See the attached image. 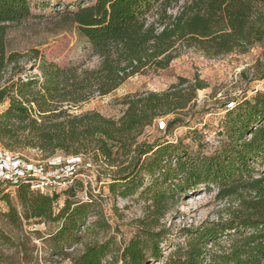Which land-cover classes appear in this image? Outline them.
I'll list each match as a JSON object with an SVG mask.
<instances>
[{
    "label": "trees",
    "instance_id": "obj_1",
    "mask_svg": "<svg viewBox=\"0 0 264 264\" xmlns=\"http://www.w3.org/2000/svg\"><path fill=\"white\" fill-rule=\"evenodd\" d=\"M65 16L98 58L96 68H60L43 61L37 50L7 54V28L32 18V13L29 0H0V82L8 67L16 68L23 57L39 61L41 73L38 90V79L0 85V104L9 101L0 113L2 147L20 139L26 147L47 155L60 151L81 158L90 154L93 162L118 168L109 188L114 192L121 186V197L142 187L137 175L149 177L151 184L142 193L150 194L148 219L140 222L139 234L122 248L121 264L161 261L168 231L159 228V220L174 198L213 191V200L224 206L218 221L185 229L184 249L177 248L162 264H264V92L232 109L223 106L221 143L208 155L182 149L181 143L137 140L160 118L172 116L164 123L166 134L183 122L182 111L205 86L196 76L191 81L179 78L164 92L127 95L122 101L126 109L117 120L95 111L71 115L62 109L77 107L95 94L106 96L147 67L166 69L180 46L213 58L245 53L264 43V0H92ZM16 198L22 213L5 197L6 216L13 223L21 219L60 223L50 236L53 251L59 252L62 243L74 240L91 206L66 201L55 213L58 191L40 194L25 184L16 188ZM231 232L234 239L225 252L207 249ZM108 246H87L70 260L101 264Z\"/></svg>",
    "mask_w": 264,
    "mask_h": 264
},
{
    "label": "rangeland",
    "instance_id": "obj_2",
    "mask_svg": "<svg viewBox=\"0 0 264 264\" xmlns=\"http://www.w3.org/2000/svg\"><path fill=\"white\" fill-rule=\"evenodd\" d=\"M90 2L92 0H29L32 18L10 25L6 30L7 54L27 55L31 50H37L43 61L55 63L60 68L79 65L87 69L96 68L98 58L79 35L76 26L65 16L67 12L76 11L79 6H86ZM38 66L39 61L34 63L29 58H20L16 68L8 67L0 85L7 81L8 85L18 80L38 79L34 86L38 90L41 82ZM195 76L205 86L196 91L194 103L182 111L184 116L179 117L183 122L166 134L165 128L162 129L159 123H166L172 116L160 118L152 126L146 127L137 140L147 144L181 143L182 149L208 155L221 143L222 137L218 133L226 113L223 106L232 109L257 92H264V80L260 78L264 77V43L254 45L245 53L234 52L213 58L195 48L180 46L177 57L166 69L147 67L106 96L95 94L77 107L63 106L62 109L71 115L95 111L117 120L126 109L122 101L127 95L164 92L177 84L179 78L191 81ZM8 106V100L1 103L0 113ZM19 140L7 142L8 148L0 144V148L45 168L48 162L56 160L55 163H58L59 159L65 163L71 157L60 151L47 155L36 147H26ZM81 156L79 176L57 189L59 199L54 210L57 213L66 201H70L91 203L90 211L75 233L74 240L62 243L60 252L53 251L54 245L50 239L59 229L60 223L23 219L13 223L6 216L8 208L4 198H8L20 215L22 210L16 198V189L0 187V264H72L70 259L80 255L87 246L105 243L109 245L108 252L101 264H121L119 255L122 248L139 234L140 222L148 219L150 194L142 193L151 184V179L142 173L137 175V182L141 181L142 187L133 195L121 197V186L114 192L109 188L118 168L109 167L103 162H93L90 154ZM53 167L50 171L55 169L58 174L65 175L64 167ZM72 187L74 191L62 193ZM213 197L214 191L174 198L166 215L159 220V228L168 231L161 245L163 259L150 264H162L177 248L183 250L187 240L183 232L185 229L218 221V212L224 206L215 202ZM221 217L226 218L224 213ZM233 239L234 234L231 232L220 237L215 246L207 245V249L211 253L225 252Z\"/></svg>",
    "mask_w": 264,
    "mask_h": 264
},
{
    "label": "built area",
    "instance_id": "obj_3",
    "mask_svg": "<svg viewBox=\"0 0 264 264\" xmlns=\"http://www.w3.org/2000/svg\"><path fill=\"white\" fill-rule=\"evenodd\" d=\"M163 129L164 123H159ZM48 162L44 167L40 164H32L19 155L13 154L0 148V187L6 189H16L19 185H28L31 191L40 194L51 195L57 189L70 184L74 178L79 176V157H70L65 163L57 159ZM53 166H62L66 169L65 175H60L57 171H50ZM59 180V181H58Z\"/></svg>",
    "mask_w": 264,
    "mask_h": 264
}]
</instances>
